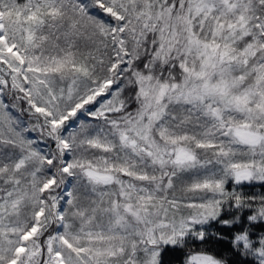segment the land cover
Returning <instances> with one entry per match:
<instances>
[{"label": "snow or ice", "instance_id": "6c2138e0", "mask_svg": "<svg viewBox=\"0 0 264 264\" xmlns=\"http://www.w3.org/2000/svg\"><path fill=\"white\" fill-rule=\"evenodd\" d=\"M0 264H264V0H0Z\"/></svg>", "mask_w": 264, "mask_h": 264}]
</instances>
